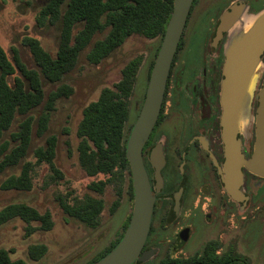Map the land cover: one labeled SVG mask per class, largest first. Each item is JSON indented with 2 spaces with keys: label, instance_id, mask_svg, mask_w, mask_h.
Segmentation results:
<instances>
[{
  "label": "flooded vegetation",
  "instance_id": "flooded-vegetation-1",
  "mask_svg": "<svg viewBox=\"0 0 264 264\" xmlns=\"http://www.w3.org/2000/svg\"><path fill=\"white\" fill-rule=\"evenodd\" d=\"M235 1L216 2L211 13L204 14L198 23L200 37L191 50V9L186 18L169 67L158 116L141 148L142 164L153 194L148 232L141 251H152V254L145 261L135 260L137 264L250 263L249 210L254 200L259 201L264 193V176L248 171L241 164L237 189L233 194L226 189L224 179L233 176L224 173L226 150L220 92L225 43L234 30L246 29L249 19L264 10V0H242L246 5L242 18L217 35L222 11ZM256 72L251 117L234 131L243 159H248L253 151L258 91L264 78V50ZM144 94L145 90L131 105L128 98L130 114L126 127L129 131ZM117 183L120 185L112 181L105 184L111 186L113 194L109 211L114 212L122 199L127 212L108 246L121 238L133 204L130 172ZM105 186L101 194L94 191L96 195L90 194L102 199V209ZM101 211L95 226L83 225L97 228Z\"/></svg>",
  "mask_w": 264,
  "mask_h": 264
},
{
  "label": "trees",
  "instance_id": "trees-1",
  "mask_svg": "<svg viewBox=\"0 0 264 264\" xmlns=\"http://www.w3.org/2000/svg\"><path fill=\"white\" fill-rule=\"evenodd\" d=\"M171 10L172 0H41L36 23L39 26L60 25L55 52L45 50L36 38L25 36L23 44L38 67L34 69L21 60L16 49L10 60L0 45V176L10 169H18L1 179L0 189L29 191L33 186L35 167L40 164L47 166L52 181L63 178L54 163L55 135H48L43 144L33 147L34 161L26 159L33 138L42 136L47 129L55 101L72 92L71 86L60 83L46 93L44 81H61L73 69L82 51H86L89 62L98 63L132 34L161 40ZM158 46L148 64L147 78ZM140 63L141 56L130 59L121 69L120 79L112 87H103L98 97L83 107L77 124L79 166L88 176L104 174L110 177L88 184V188L97 194H101L108 182L119 186V178L121 180L130 172L125 156L129 131L126 123L130 114L128 98ZM36 108L40 110L34 116L32 112ZM17 118L16 128H13ZM71 194L69 190L66 194L56 195L63 214L82 224L95 226L103 207L102 199L90 194L70 198ZM14 217L25 223L24 236L36 230H49L53 225L48 210L39 212L25 202H11L0 208V224ZM116 241L86 264L102 257ZM45 252L43 243H32L27 247L32 260L39 259ZM0 264L27 263L20 258L11 259L9 250L0 248Z\"/></svg>",
  "mask_w": 264,
  "mask_h": 264
},
{
  "label": "rangeland",
  "instance_id": "rangeland-1",
  "mask_svg": "<svg viewBox=\"0 0 264 264\" xmlns=\"http://www.w3.org/2000/svg\"><path fill=\"white\" fill-rule=\"evenodd\" d=\"M222 0H195L190 12L193 24L192 41L189 49L197 45L201 27L198 24L204 14H210L216 2ZM41 0H0V45L11 60L13 49L18 51L21 60L30 68L38 69L28 47L23 44L25 36L36 38L41 46L54 53L58 42L59 23L39 26L36 15ZM194 38V39H193ZM158 38H146L137 34L128 36L124 42L98 63H91L82 51L71 71L56 83L44 81L43 88L47 93L60 83H66L72 92L66 97L55 101L47 129L40 137H34L29 148L27 160L34 161L33 147L44 143L48 135L56 136L54 163L62 172L63 178L52 181L45 164L35 167L33 186L29 191L0 189V208L11 202H25L39 212L48 210L53 221L49 230H36L24 236L25 223L18 217L0 224V248L9 250L11 259H23L27 264H86L109 244L115 230L127 212L124 200L120 199L114 212H110L113 194L110 185H106L101 195L104 208L100 214L97 228H87L79 221L65 216L58 205L56 195L72 191L73 196L94 194L88 188L92 180L103 179L107 175L88 176L79 166L77 158L78 137L77 124L82 115L83 107L95 100L103 87H112L121 77V69L133 57L141 56V63L136 73V80L129 97L130 105L139 98L147 83V70L153 51L159 44ZM11 80V78H10ZM40 108L32 114L37 116ZM15 120L13 128H16ZM129 122L127 123V125ZM17 168L8 170L1 179ZM259 201L254 200L249 210L248 225V260L249 264H264V193ZM32 243H43L46 252L37 260L29 258L27 247Z\"/></svg>",
  "mask_w": 264,
  "mask_h": 264
},
{
  "label": "water",
  "instance_id": "water-1",
  "mask_svg": "<svg viewBox=\"0 0 264 264\" xmlns=\"http://www.w3.org/2000/svg\"><path fill=\"white\" fill-rule=\"evenodd\" d=\"M192 2L193 0H172V10L150 68L143 102L127 136L125 156L133 187V204L127 226L116 245L89 264H132L135 260L145 261L152 254V251H141L153 204V194L141 160V148L158 116L169 67ZM245 7L242 0L227 6L221 13L216 34L219 35L239 21ZM248 22L246 29H236L229 35L224 48V76L220 92L226 150L224 173L233 176L226 177L224 183L232 194L241 179V164L248 171L264 176V78L258 91L255 140L248 159L242 158L238 142L234 138L237 126L246 123L251 117V101L258 77L256 70L264 50V10L259 11Z\"/></svg>",
  "mask_w": 264,
  "mask_h": 264
}]
</instances>
